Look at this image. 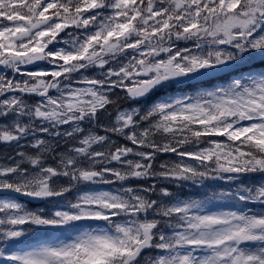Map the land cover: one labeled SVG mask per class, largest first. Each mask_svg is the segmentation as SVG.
Returning <instances> with one entry per match:
<instances>
[{
  "label": "snow or ice",
  "instance_id": "1",
  "mask_svg": "<svg viewBox=\"0 0 264 264\" xmlns=\"http://www.w3.org/2000/svg\"><path fill=\"white\" fill-rule=\"evenodd\" d=\"M0 264H264V0H0Z\"/></svg>",
  "mask_w": 264,
  "mask_h": 264
},
{
  "label": "trees",
  "instance_id": "2",
  "mask_svg": "<svg viewBox=\"0 0 264 264\" xmlns=\"http://www.w3.org/2000/svg\"><path fill=\"white\" fill-rule=\"evenodd\" d=\"M30 206H33L34 207V205H30Z\"/></svg>",
  "mask_w": 264,
  "mask_h": 264
},
{
  "label": "water",
  "instance_id": "3",
  "mask_svg": "<svg viewBox=\"0 0 264 264\" xmlns=\"http://www.w3.org/2000/svg\"><path fill=\"white\" fill-rule=\"evenodd\" d=\"M35 203V202H34Z\"/></svg>",
  "mask_w": 264,
  "mask_h": 264
}]
</instances>
